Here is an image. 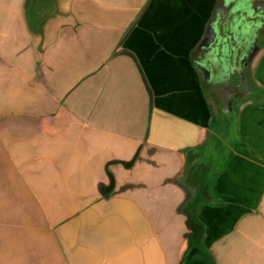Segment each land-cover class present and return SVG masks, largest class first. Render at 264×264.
Instances as JSON below:
<instances>
[{
	"label": "crops",
	"instance_id": "1",
	"mask_svg": "<svg viewBox=\"0 0 264 264\" xmlns=\"http://www.w3.org/2000/svg\"><path fill=\"white\" fill-rule=\"evenodd\" d=\"M218 1L0 0V264H264V43L227 133L197 65Z\"/></svg>",
	"mask_w": 264,
	"mask_h": 264
},
{
	"label": "water",
	"instance_id": "2",
	"mask_svg": "<svg viewBox=\"0 0 264 264\" xmlns=\"http://www.w3.org/2000/svg\"><path fill=\"white\" fill-rule=\"evenodd\" d=\"M263 27L264 0H219L197 53L200 52L208 58H215L219 64H222L231 60L240 38H249L252 32ZM258 47L257 44L250 55L251 58ZM230 75L241 82V78L237 77L233 71ZM251 91L252 83L248 81L246 91L236 96L235 99L245 98L250 95ZM232 101L233 99L226 103L227 111L231 110ZM234 127H236V122Z\"/></svg>",
	"mask_w": 264,
	"mask_h": 264
},
{
	"label": "flooded vegetation",
	"instance_id": "3",
	"mask_svg": "<svg viewBox=\"0 0 264 264\" xmlns=\"http://www.w3.org/2000/svg\"><path fill=\"white\" fill-rule=\"evenodd\" d=\"M263 43L264 27L256 29L249 38H240L231 60H227L222 64H219L215 58H208L200 52L197 53V65L208 94L213 99L221 102L226 110V103L233 99V104L236 101L235 97L246 91L248 81L252 83L251 93L254 91L255 85L250 72L251 62ZM257 44L259 45L258 50L251 58L250 55L257 47ZM231 71L241 78V82H238L236 78L230 75Z\"/></svg>",
	"mask_w": 264,
	"mask_h": 264
},
{
	"label": "trees",
	"instance_id": "4",
	"mask_svg": "<svg viewBox=\"0 0 264 264\" xmlns=\"http://www.w3.org/2000/svg\"><path fill=\"white\" fill-rule=\"evenodd\" d=\"M213 151V148L212 150H207L205 155H203V159L191 161L189 178L196 192L185 207L188 227L185 237L188 249L201 245L203 242L204 226L197 216V207L202 200L210 199V186L220 170L218 164L209 159V155L211 156ZM193 155L196 156L195 153Z\"/></svg>",
	"mask_w": 264,
	"mask_h": 264
},
{
	"label": "rangeland",
	"instance_id": "5",
	"mask_svg": "<svg viewBox=\"0 0 264 264\" xmlns=\"http://www.w3.org/2000/svg\"><path fill=\"white\" fill-rule=\"evenodd\" d=\"M256 93L253 92L249 96H254ZM240 101L236 100L232 105H231V110L227 111L221 102H217L219 109H220V117L223 119L224 122V127H226V132L232 134L235 131L234 124L236 120V115L238 112V105Z\"/></svg>",
	"mask_w": 264,
	"mask_h": 264
}]
</instances>
